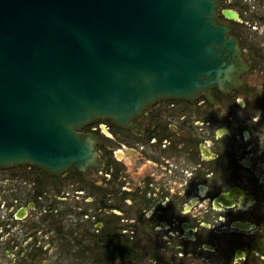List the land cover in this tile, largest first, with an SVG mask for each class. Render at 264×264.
Returning a JSON list of instances; mask_svg holds the SVG:
<instances>
[{
	"label": "flooded vegetation",
	"instance_id": "1",
	"mask_svg": "<svg viewBox=\"0 0 264 264\" xmlns=\"http://www.w3.org/2000/svg\"><path fill=\"white\" fill-rule=\"evenodd\" d=\"M226 1L242 84L158 100L131 127L86 126L98 161L86 172L0 168V264H264V98L246 83L264 69Z\"/></svg>",
	"mask_w": 264,
	"mask_h": 264
},
{
	"label": "water",
	"instance_id": "2",
	"mask_svg": "<svg viewBox=\"0 0 264 264\" xmlns=\"http://www.w3.org/2000/svg\"><path fill=\"white\" fill-rule=\"evenodd\" d=\"M219 16V0H0V168L86 172L84 127L239 87L248 65Z\"/></svg>",
	"mask_w": 264,
	"mask_h": 264
},
{
	"label": "rangeland",
	"instance_id": "3",
	"mask_svg": "<svg viewBox=\"0 0 264 264\" xmlns=\"http://www.w3.org/2000/svg\"><path fill=\"white\" fill-rule=\"evenodd\" d=\"M228 1L230 3H228L226 1L225 7L229 6L231 3L234 4V7H232V8L237 12V14H239V21L237 23L242 24V25H246V29L251 32V33L249 32L250 33V36H248L249 39L251 38V40H255V43H257L259 45V48L261 49V51L259 52V50L256 49L257 54L254 53V55H256V57L260 56L257 58V61H256L257 66L264 69V32H263L264 31V29H263L264 23L260 20H257V17L259 18V16L264 15V1H258V0H246V1H244V0H228ZM258 3H261V4H258ZM233 4H231V5H233ZM254 14L257 17H254ZM246 80H247L246 83H249V85H251L253 88L257 89L255 91V93H257L259 97L264 98V70L256 69V70L252 71L251 73H249ZM251 86H250V88H251ZM250 108H251V106H249L248 109L247 108L240 109V110L238 109L236 112H237V114H241V113L245 114L247 112V110H250ZM253 110H254V108H253ZM256 113H258V112H256ZM260 118L263 119V116H260ZM67 202H68L67 203L68 207H69V205L73 204V202H71L69 200ZM68 217H69V215H68ZM68 226H70V224Z\"/></svg>",
	"mask_w": 264,
	"mask_h": 264
},
{
	"label": "trees",
	"instance_id": "4",
	"mask_svg": "<svg viewBox=\"0 0 264 264\" xmlns=\"http://www.w3.org/2000/svg\"><path fill=\"white\" fill-rule=\"evenodd\" d=\"M83 131H85L86 132V130L84 129ZM75 172V171H74ZM76 175H77V173L75 172L74 173V175L71 177V178H76Z\"/></svg>",
	"mask_w": 264,
	"mask_h": 264
},
{
	"label": "clouds",
	"instance_id": "5",
	"mask_svg": "<svg viewBox=\"0 0 264 264\" xmlns=\"http://www.w3.org/2000/svg\"><path fill=\"white\" fill-rule=\"evenodd\" d=\"M237 102H239V100Z\"/></svg>",
	"mask_w": 264,
	"mask_h": 264
}]
</instances>
